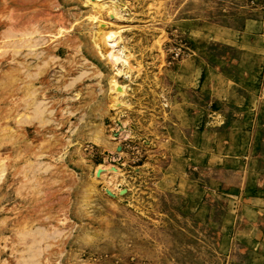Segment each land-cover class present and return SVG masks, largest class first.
<instances>
[{"label": "rangeland", "instance_id": "rangeland-1", "mask_svg": "<svg viewBox=\"0 0 264 264\" xmlns=\"http://www.w3.org/2000/svg\"><path fill=\"white\" fill-rule=\"evenodd\" d=\"M104 1L0 0V264H264V0Z\"/></svg>", "mask_w": 264, "mask_h": 264}, {"label": "bare ground", "instance_id": "bare-ground-1", "mask_svg": "<svg viewBox=\"0 0 264 264\" xmlns=\"http://www.w3.org/2000/svg\"><path fill=\"white\" fill-rule=\"evenodd\" d=\"M91 1V0H90ZM123 9V8H122ZM111 10V11H110ZM96 11L97 12H100V13H103L104 15H105V13L106 12H109V13H111L112 15H113V17H115L114 19H121V15H122V10H121V8H120V4L118 3V1L117 0H105L100 6H98V7H96ZM102 16V15H101ZM120 16V17H119ZM47 30V29H46ZM59 31H61L60 29H59ZM59 31H58V33H59ZM39 32V30H37V29H33L32 30V32L30 33V35L32 36V39L33 38H35L36 37V33H38ZM48 32L51 34L52 33V31H50V30H48ZM48 32H47V34H48ZM118 33V32H117ZM118 34H116V36H115V38H114V48L112 49V51H111V59L114 61V62H119V61H121V59H122V54H123V46H122V44L120 45V43H119V41H120V38H118V36H117ZM47 36V35H46ZM54 36V35H53ZM56 36V35H55ZM38 37H40V35L38 36ZM41 37H43V36H41ZM50 38V37H49ZM48 38V39H49ZM30 40L29 41V43H28V39H27V37L25 38V41L27 42V44H28V46L30 47V49H31V52H35V51H37L36 49H34V48H36V47H38L39 45H43V42H37V43H35L36 41H34V40ZM44 39V38H43ZM41 40H42V38H41ZM46 40H47V38H46ZM45 40V41H46ZM67 40V39H66ZM65 40V41H66ZM70 40V39H69ZM24 40H22V42H23ZM67 43V42H66ZM20 45H21V42H20ZM65 46H68V44L67 45H65ZM41 48V47H40ZM42 48H44V47H42ZM46 48V47H45ZM44 50V49H43ZM47 50L49 51V53H53L52 52V50H50L49 49V47H47ZM125 51V50H124ZM31 54V53H30ZM32 55V57L33 58H35V57H37V55H39L38 54V52H35L34 54H31ZM124 59V58H123ZM113 62V63H114ZM121 63H122V61H121ZM74 63H72V65H73ZM75 80V79H74ZM72 81H73V79H72ZM70 85H71V82H70ZM125 87V86H124ZM33 94H34V92H33ZM33 103V102H32ZM38 108H39V105H38ZM44 108H46V106H43V109ZM35 109H37V106H35ZM42 109V108H41ZM41 109H39L40 111H38V109L36 110V112H35V114H33L34 116L36 115V113L37 114H40L42 111H44L43 109H42V111H41ZM35 117H37V116H35ZM113 168H114V166H113Z\"/></svg>", "mask_w": 264, "mask_h": 264}, {"label": "crops", "instance_id": "crops-1", "mask_svg": "<svg viewBox=\"0 0 264 264\" xmlns=\"http://www.w3.org/2000/svg\"><path fill=\"white\" fill-rule=\"evenodd\" d=\"M222 100H227V96H225ZM255 150H256L257 153H261V155H263V157H264V146H263L262 149L260 148V149H255ZM262 180H264V179H262ZM263 185H264V182H263L262 186H263ZM256 188H257L258 191H259L260 188H258V187H256ZM262 188H263L262 191H261V189H260V191H261L260 194H261V195L264 194V187H262ZM262 199H264V198H262Z\"/></svg>", "mask_w": 264, "mask_h": 264}]
</instances>
